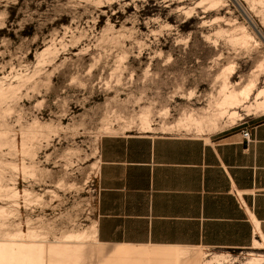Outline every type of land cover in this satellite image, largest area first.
Masks as SVG:
<instances>
[{
  "label": "rangeland",
  "instance_id": "374dc122",
  "mask_svg": "<svg viewBox=\"0 0 264 264\" xmlns=\"http://www.w3.org/2000/svg\"><path fill=\"white\" fill-rule=\"evenodd\" d=\"M247 1L0 0V264L264 255L258 241L207 250L96 238L103 137L147 134L148 120L153 135L206 138L264 116L220 106L225 84L228 93L252 83L246 104L264 89V2ZM232 110L244 119L232 124Z\"/></svg>",
  "mask_w": 264,
  "mask_h": 264
},
{
  "label": "crops",
  "instance_id": "0c3cea01",
  "mask_svg": "<svg viewBox=\"0 0 264 264\" xmlns=\"http://www.w3.org/2000/svg\"><path fill=\"white\" fill-rule=\"evenodd\" d=\"M150 133L100 142L98 242L207 250L264 244V116L206 138Z\"/></svg>",
  "mask_w": 264,
  "mask_h": 264
},
{
  "label": "bare ground",
  "instance_id": "6f19581e",
  "mask_svg": "<svg viewBox=\"0 0 264 264\" xmlns=\"http://www.w3.org/2000/svg\"><path fill=\"white\" fill-rule=\"evenodd\" d=\"M245 1H247V0H245ZM260 1L261 2L263 1L264 2V0H260ZM249 2H252V1H249ZM211 3H213V2H211ZM253 3H255V2H253ZM213 4L215 5L216 2L213 3ZM225 85L227 86V84H225ZM226 86L223 89V94H222L223 98H222V101L220 102V106L223 107L224 110H226L225 108H239V107H243V110L248 115L253 114V113H255V114L262 113V115H263V113H264V89L260 90L257 93V95L255 97V101L253 103H250L249 102L250 104H246V103H248V101L251 99V96L253 95L254 85L252 83L249 86L245 87L244 89H242L240 91H232V92H229L228 91V93L226 91ZM0 92L1 93H4V90L1 89ZM227 111H225V112H227ZM243 119H244V115H242L241 112H238L237 110H234V111L232 110V112L229 113V120H230V122L232 124H236L238 121L243 120ZM189 120H190V118H189ZM190 122H192V121H190ZM195 123H196V125H197V127L199 129H202V126H203V123L202 122H199V121H196L195 120ZM183 124H182L181 121L178 123L179 127H183ZM192 124H193V122H192ZM169 128L172 129L174 127H169ZM142 129L144 131H146V132H153L155 130L150 125V123L148 122V120H143ZM15 192H17V191H15ZM14 194H15L14 197H18V195H19V193H14ZM0 210H2L1 213H4V209H0ZM3 217H5V216H3ZM75 237L78 238L79 236L78 237L75 236ZM257 248L264 249V244L261 243L260 241H258ZM190 252L192 254L198 256V253L197 252H195V251H190ZM181 254H182L181 255V258H184L185 256H187V253H181ZM153 256H157V257H159V256L160 257H171L170 251H165V252H162V253H159L158 252V253L154 254ZM192 257H191V259H192ZM187 260H189V259H187ZM225 261H226V258L223 257V256H221V257H215L212 261H208V263H206V264H223ZM185 264H195V259L190 260V261L186 262ZM245 264H264V255H258V257H253L252 259L248 260Z\"/></svg>",
  "mask_w": 264,
  "mask_h": 264
},
{
  "label": "built area",
  "instance_id": "2783aa9c",
  "mask_svg": "<svg viewBox=\"0 0 264 264\" xmlns=\"http://www.w3.org/2000/svg\"><path fill=\"white\" fill-rule=\"evenodd\" d=\"M243 137L249 142H254L253 138H252V134L250 133V131H246L243 133ZM99 196H100V188H99ZM236 197L239 198V194H236ZM99 200V198H98Z\"/></svg>",
  "mask_w": 264,
  "mask_h": 264
}]
</instances>
